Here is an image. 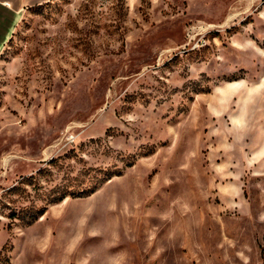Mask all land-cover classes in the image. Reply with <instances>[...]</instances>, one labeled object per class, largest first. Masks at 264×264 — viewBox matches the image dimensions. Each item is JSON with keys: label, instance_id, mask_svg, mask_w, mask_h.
Returning <instances> with one entry per match:
<instances>
[{"label": "rangeland", "instance_id": "obj_1", "mask_svg": "<svg viewBox=\"0 0 264 264\" xmlns=\"http://www.w3.org/2000/svg\"><path fill=\"white\" fill-rule=\"evenodd\" d=\"M62 187L84 193L9 219ZM0 257L264 264V0L26 5L0 49Z\"/></svg>", "mask_w": 264, "mask_h": 264}, {"label": "trees", "instance_id": "obj_2", "mask_svg": "<svg viewBox=\"0 0 264 264\" xmlns=\"http://www.w3.org/2000/svg\"><path fill=\"white\" fill-rule=\"evenodd\" d=\"M42 173V170H39L36 172V177L39 176ZM36 177L33 175L23 178L21 182L16 183V185H13L12 187L8 188L6 190L7 194H18L19 193H26L24 190L23 186L25 185H33V182L36 181ZM90 192V191H89ZM84 191H78L74 192L73 190H70L68 187H62V188H57L56 190L50 191L45 198L46 204L44 207L37 208L34 205L26 207L22 210L18 211H13L9 215V219L11 220H20L22 222L30 223L32 221L37 220L39 217L43 215V213L46 210V205L48 204H56L62 202L64 199L70 197V198H76V197H81ZM0 262L2 264H9L8 257L7 258H1L0 257Z\"/></svg>", "mask_w": 264, "mask_h": 264}, {"label": "crops", "instance_id": "obj_3", "mask_svg": "<svg viewBox=\"0 0 264 264\" xmlns=\"http://www.w3.org/2000/svg\"><path fill=\"white\" fill-rule=\"evenodd\" d=\"M46 0H0V49L9 37L13 25L26 5L41 4Z\"/></svg>", "mask_w": 264, "mask_h": 264}]
</instances>
